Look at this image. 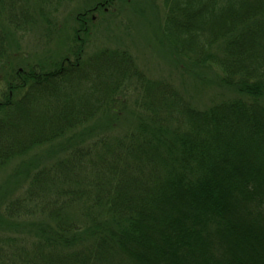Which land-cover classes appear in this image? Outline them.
<instances>
[{
	"label": "trees",
	"instance_id": "obj_1",
	"mask_svg": "<svg viewBox=\"0 0 264 264\" xmlns=\"http://www.w3.org/2000/svg\"><path fill=\"white\" fill-rule=\"evenodd\" d=\"M120 1L0 0V264H264V0H162L152 38L238 94L209 107L122 45L85 55ZM68 19L61 59L19 56L10 31Z\"/></svg>",
	"mask_w": 264,
	"mask_h": 264
},
{
	"label": "rangeland",
	"instance_id": "obj_2",
	"mask_svg": "<svg viewBox=\"0 0 264 264\" xmlns=\"http://www.w3.org/2000/svg\"><path fill=\"white\" fill-rule=\"evenodd\" d=\"M83 1L76 0V4L72 2L73 4L69 8L67 7V10H61L57 20L66 22V12L78 6L81 8ZM161 4L162 0H121L114 3L116 13L113 15L110 13L112 5L109 8L107 6L106 15L98 16L91 13L90 17L94 18L92 24H84L86 29L89 30L84 35L87 43L85 55H93L100 49L109 47L114 49L122 45L128 48L137 59V65L143 74L150 78L163 79V81L172 84L189 103L209 107L218 101L236 98L238 94L233 89H227L219 84L218 71L208 67L183 69L180 65H175L176 61L168 52V49L152 38L151 33H155L157 24L162 19ZM67 21V24L62 25L65 29L68 27L67 31L70 28L66 33L61 32L62 28L56 27V31L53 33L45 32L39 28L33 34H22L13 31H10L9 34L13 43L17 41L21 46L19 56L20 52L23 56L28 54V57L31 53L33 56L37 55V59L50 60L48 59L50 54H54L53 58L57 61L64 55L63 52L61 55L58 54L59 49L64 46L62 44L69 37H72L73 32L79 28V26L77 28V25L74 27L75 23L72 19ZM140 45L143 48L140 49ZM122 46L120 47L122 48ZM117 131H114V133ZM46 153L44 149H37L35 155L43 156V161H47L46 159L49 158ZM35 160L36 158H34ZM12 171L13 169H6L7 174H0V190L4 188V178L9 174L12 175L14 173ZM8 183H13V180ZM10 200L12 198L5 201V203L7 204ZM0 201H3L2 197H0ZM0 235H3L1 231ZM2 255L7 256L5 253Z\"/></svg>",
	"mask_w": 264,
	"mask_h": 264
},
{
	"label": "flooded vegetation",
	"instance_id": "obj_3",
	"mask_svg": "<svg viewBox=\"0 0 264 264\" xmlns=\"http://www.w3.org/2000/svg\"><path fill=\"white\" fill-rule=\"evenodd\" d=\"M19 72H21V69H19Z\"/></svg>",
	"mask_w": 264,
	"mask_h": 264
}]
</instances>
